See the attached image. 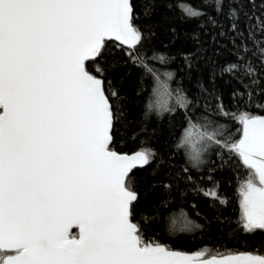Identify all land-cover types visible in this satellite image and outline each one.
<instances>
[{
  "label": "snow or ice",
  "instance_id": "6c2138e0",
  "mask_svg": "<svg viewBox=\"0 0 264 264\" xmlns=\"http://www.w3.org/2000/svg\"><path fill=\"white\" fill-rule=\"evenodd\" d=\"M160 2L144 0L146 19ZM225 3L236 28L237 11L243 14L248 0H215V10ZM176 7L186 19L205 15L190 4ZM138 18L132 0H0V264H264V255L252 253L174 251L145 240L134 222L138 194L129 173L149 164L155 153L142 148L126 155L112 147L117 119L112 101L119 92L97 63L110 40L127 46L132 63L153 77L147 112H175L170 100L184 110L177 147H186L194 165L213 147L239 159L247 177L238 189V227L249 235L264 232V115L229 114L218 106L221 116L241 125L238 139L207 114L193 119L188 109L198 104L196 98L181 87L172 90L174 73L161 74L149 63H165L166 55L135 54L154 35L150 28L141 30ZM260 20L264 25V16ZM248 38L255 42L252 32ZM192 39L198 41V34ZM184 58L191 67L192 55ZM242 67L246 75L256 74L250 63H231L221 74ZM246 103L264 107L251 89ZM202 191L225 203L215 188ZM190 224L183 211L172 219L174 230Z\"/></svg>",
  "mask_w": 264,
  "mask_h": 264
},
{
  "label": "trees",
  "instance_id": "16d2710c",
  "mask_svg": "<svg viewBox=\"0 0 264 264\" xmlns=\"http://www.w3.org/2000/svg\"><path fill=\"white\" fill-rule=\"evenodd\" d=\"M181 2L205 15L183 18L176 7ZM132 4L139 17L135 23L146 33L149 28L154 33L135 54L144 53L150 57L155 51L166 55L165 63L155 60L149 63L161 74L174 73V79L169 82L172 90L181 87L189 98H196L198 104L188 109L193 119L207 114L218 124L226 125L227 133L238 139L241 125L230 115L221 116L218 106L222 105L229 114L247 111L264 115V107L246 103L249 89L260 103H264V54L259 50L264 48V25L260 20L264 16L262 0H248L243 14L237 11L236 28H233L235 20L229 15L228 3L218 12L215 0H162L150 19L143 15L144 0H132ZM193 32L198 34V41L192 39ZM249 32L254 34L255 42L248 38ZM245 45L247 52L243 50ZM129 52L127 46L115 40L107 41L97 63L106 70V83L111 81L112 87L119 92V98L112 101L117 108L113 149L119 153H133L150 148L155 153L149 164L133 168L128 177L132 190L138 194L134 222L141 225L145 240L192 253L208 248L222 255L237 252L264 255V232L249 235L238 227V189L247 177V169L237 157L215 147L202 155V163L194 165L186 147H177L186 126L184 110L170 100L175 112L157 115L155 111H146L156 84L151 75L132 63ZM186 54L192 55L191 67L185 63ZM238 57L243 60L238 61ZM231 63H250L256 74L246 75L243 67L233 74H221V69ZM254 79L259 81L257 85L251 84ZM200 85L206 91H202ZM234 93L244 95L234 96ZM212 188L225 203L203 194L202 190ZM181 211L191 224L187 230H174L172 219ZM71 231L76 233L77 229Z\"/></svg>",
  "mask_w": 264,
  "mask_h": 264
},
{
  "label": "water",
  "instance_id": "95a60500",
  "mask_svg": "<svg viewBox=\"0 0 264 264\" xmlns=\"http://www.w3.org/2000/svg\"><path fill=\"white\" fill-rule=\"evenodd\" d=\"M116 41V40H115ZM116 42H118V43H120L119 41H116ZM121 44V43H120ZM137 152V151H136ZM119 153V152H118ZM135 152H133V153H120V154H126V155H133ZM136 167H140V166H136ZM136 167H134V168H136ZM133 169V168H132ZM131 169V170H132ZM74 228V227H73ZM72 228V229H73ZM71 229V230H72ZM77 231H78V229H77ZM172 250H174V251H179V252H184V253H192V252H185V251H181V250H176V249H172ZM238 253H247V252H237V253H231V254H238ZM225 255H228V254H225ZM207 258H210V256L209 257H207Z\"/></svg>",
  "mask_w": 264,
  "mask_h": 264
}]
</instances>
